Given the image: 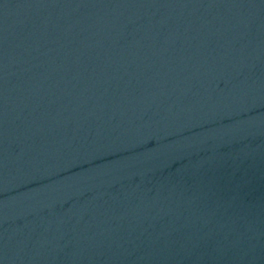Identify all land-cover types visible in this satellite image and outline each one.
I'll return each mask as SVG.
<instances>
[{"label": "water", "instance_id": "water-1", "mask_svg": "<svg viewBox=\"0 0 264 264\" xmlns=\"http://www.w3.org/2000/svg\"><path fill=\"white\" fill-rule=\"evenodd\" d=\"M0 264H264V0H0Z\"/></svg>", "mask_w": 264, "mask_h": 264}]
</instances>
